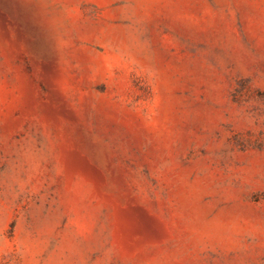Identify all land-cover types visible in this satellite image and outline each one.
Returning <instances> with one entry per match:
<instances>
[{"label":"rangeland","instance_id":"obj_1","mask_svg":"<svg viewBox=\"0 0 264 264\" xmlns=\"http://www.w3.org/2000/svg\"><path fill=\"white\" fill-rule=\"evenodd\" d=\"M0 264H264V0H0Z\"/></svg>","mask_w":264,"mask_h":264}]
</instances>
